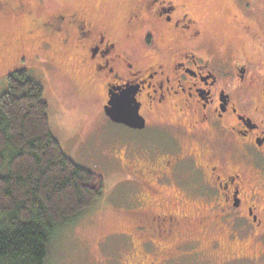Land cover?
I'll return each mask as SVG.
<instances>
[{
	"label": "flooded vegetation",
	"instance_id": "af4514ba",
	"mask_svg": "<svg viewBox=\"0 0 264 264\" xmlns=\"http://www.w3.org/2000/svg\"><path fill=\"white\" fill-rule=\"evenodd\" d=\"M201 4L125 0L117 24L99 10H55L17 38L20 63L33 44L74 57L101 91L107 119L133 132L111 157L133 180L128 236L137 264H180L213 233L229 235L220 264L264 256L254 241L264 239V35L235 20L253 49L224 55L216 0L209 15ZM28 12L23 0H0V20ZM115 99L137 107L144 125L113 121L106 107Z\"/></svg>",
	"mask_w": 264,
	"mask_h": 264
},
{
	"label": "rangeland",
	"instance_id": "374dc122",
	"mask_svg": "<svg viewBox=\"0 0 264 264\" xmlns=\"http://www.w3.org/2000/svg\"><path fill=\"white\" fill-rule=\"evenodd\" d=\"M209 1L201 4L208 15L215 9L208 5ZM240 1L248 6V13L237 4ZM240 1L216 0V35L224 55L245 56L253 49L252 42L238 29L235 20L254 25L264 35V0ZM23 2L28 6V14L0 20V92L7 88L11 72L20 68L29 70L44 85L52 131L64 152L78 165L103 174L106 181L102 198L52 238L47 264H137L139 255H135L128 236L133 225L131 211L136 209L133 180L117 168L111 157V154L120 153L125 145L124 138L134 137L133 132L107 119L100 106L101 91L95 89L74 57H53L50 50L43 52L38 44H33L27 51L25 63H20L22 53L17 46V38L26 35L33 17H42L55 10L85 7L101 11L105 18L117 24L125 0ZM38 55L49 61H41ZM228 237L226 233L201 235L194 249L198 253L180 264H220L222 257L229 254L224 244ZM216 240L222 243L218 252L214 246ZM254 241L258 243L256 251L264 253V239ZM255 264H264V256Z\"/></svg>",
	"mask_w": 264,
	"mask_h": 264
},
{
	"label": "trees",
	"instance_id": "16d2710c",
	"mask_svg": "<svg viewBox=\"0 0 264 264\" xmlns=\"http://www.w3.org/2000/svg\"><path fill=\"white\" fill-rule=\"evenodd\" d=\"M105 187L64 152L44 85L27 69L11 72L0 92V264H47L52 238Z\"/></svg>",
	"mask_w": 264,
	"mask_h": 264
},
{
	"label": "water",
	"instance_id": "95a60500",
	"mask_svg": "<svg viewBox=\"0 0 264 264\" xmlns=\"http://www.w3.org/2000/svg\"><path fill=\"white\" fill-rule=\"evenodd\" d=\"M107 115L115 122L124 123L131 127H142L144 125L143 118L139 115L137 107L126 101L114 100L111 102V107H106Z\"/></svg>",
	"mask_w": 264,
	"mask_h": 264
}]
</instances>
